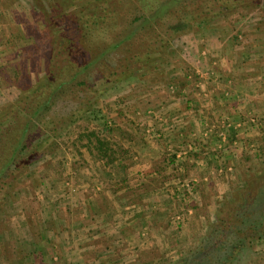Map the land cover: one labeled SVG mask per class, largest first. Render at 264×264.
I'll list each match as a JSON object with an SVG mask.
<instances>
[{"label":"rangeland","instance_id":"1","mask_svg":"<svg viewBox=\"0 0 264 264\" xmlns=\"http://www.w3.org/2000/svg\"><path fill=\"white\" fill-rule=\"evenodd\" d=\"M30 1L0 0V108L19 95L16 86L3 84L6 80L27 73L33 84L43 76L41 51H32L25 33L28 26L37 39L42 30ZM39 1L47 8L51 0ZM90 1L71 3L81 6ZM262 21L263 11L236 7L194 23L170 42L167 79L149 83L132 77L116 82L73 125L59 127L57 150L33 157L1 208L0 264H105L109 257L111 264H175L185 258L194 239L206 234L218 209L246 186L241 163L245 153L255 169L262 167L257 183L264 175V32L258 28ZM17 62L20 68H15ZM237 85L244 93L235 92ZM151 87L162 90L166 102L144 111L134 108L130 102ZM174 103L176 107H170ZM72 106H55V117L61 119ZM191 115L194 128L188 120ZM90 131L108 143L115 160L122 161L131 157L125 155L121 141L131 139L134 131L155 145L165 140V152L157 160V182L124 183L121 173L111 168L114 162L105 164L94 148L91 152L85 147L86 138L75 142L79 133ZM40 138L34 142L39 146L36 154L47 143L46 136ZM204 152L213 155L215 167L202 172L198 161L206 166ZM210 178L215 182L208 183ZM117 179L122 181L114 182ZM103 196L121 199L98 204L100 211L111 210L113 219L93 221L94 227L75 236L73 245L72 232L83 228V221H75L72 228L73 218L91 207L90 197ZM135 209L141 217L133 220L130 214ZM67 224L69 229L60 230ZM123 228L131 233L134 229V239L128 246L119 243L124 246L119 252L109 251L107 241H120ZM82 237L92 238L93 249H107L85 254ZM252 248L264 256V235L253 241Z\"/></svg>","mask_w":264,"mask_h":264},{"label":"trees","instance_id":"2","mask_svg":"<svg viewBox=\"0 0 264 264\" xmlns=\"http://www.w3.org/2000/svg\"><path fill=\"white\" fill-rule=\"evenodd\" d=\"M37 1L29 2L30 11L40 19L42 30L36 32L37 39L28 26L25 33L32 51H41L43 76L30 84L23 73L11 80L13 84L3 83L16 86L19 95L0 108V211L11 185L21 182L33 157L57 150L58 128L73 125L107 87L132 77L149 83L167 79L170 42L194 23L228 8L264 13V0H91L81 6L51 0L47 8ZM262 22L258 28L264 32ZM71 104L61 119L55 117V106ZM83 134L75 142L86 138L85 147L91 152L94 148L99 160L115 161L106 141L93 131ZM43 136L47 143L36 154L39 146L34 142ZM252 160L245 153L241 162L244 189L218 209L206 234L194 239L190 253L175 264H264V256L252 248L264 235V175L257 183L262 167L255 169Z\"/></svg>","mask_w":264,"mask_h":264},{"label":"crops","instance_id":"3","mask_svg":"<svg viewBox=\"0 0 264 264\" xmlns=\"http://www.w3.org/2000/svg\"><path fill=\"white\" fill-rule=\"evenodd\" d=\"M211 44H212V42L210 40L209 45H211ZM213 46H214V44H213ZM231 71H233V69ZM240 88H241V86L237 85L235 88V92L236 93H238V92L244 93L241 91ZM151 89H152L151 91L150 90L146 91L147 92L146 95L139 96L138 98H135L130 102V103H134L133 104L134 108L137 107V109H138L141 107L140 110L142 109V111H144L146 109H149L151 107H155L161 103H164L165 96H166L165 93L161 92L162 90L154 89V87H151ZM146 102H148L147 108H145ZM168 102H172V100H169ZM165 104H167V103H165ZM173 106H175V103L171 104L170 107L174 108ZM188 120L190 123H192V126L194 128V126L196 125L194 115H191V117ZM153 124H155V123L153 122ZM143 125L146 126V124H143ZM139 127H140V130L142 131L141 125H139ZM176 140H178V139H176ZM121 143L123 144L124 149L127 150V154H125V155H128V157H131V158L128 160L124 159L125 161L117 159L114 161L112 167H111V165H109V166H107V168L111 167L113 169V171L114 170L119 171V173H121V175H122V178H123L122 180H124V183H156L157 179H156L155 173L157 171H159V169H158V166L160 164L159 161L161 159L162 154L165 152V147H164L165 146V140L164 141L161 140L159 145H155V143L147 141V139L145 138V136L143 134L140 135L139 133H136L134 131L132 133L131 139H129V140L123 139L121 141ZM200 148H202L203 151H206L205 148H203V147H200ZM205 155H206V158H205ZM212 156L213 155H209L207 152L203 153L202 159L205 160L207 167L206 166H205L206 168L203 167V165L201 163L202 161H200V162L198 161V163L202 166V168H200V170L202 172H203V170L209 171V169H212L213 166L215 167V162L211 161ZM228 156H229L228 154L223 155V157H228ZM157 160H159V161H157ZM206 160H208V161H206ZM185 168L188 169V167H185ZM108 169H106L105 172L109 171ZM112 179H113V176H112ZM122 180L117 179L116 181L114 180V182L119 183ZM110 182H112V181H110ZM214 182H215V179L210 178L208 183H214ZM111 198H113L114 201H116V202L117 201L119 202L121 200V199H119V197H115V196H113V197L112 196L111 197L110 196H107V197L103 196V197H98L97 199H94L91 197L89 198L90 201L87 203L88 204L91 203L89 205L91 207H89V208L85 207L83 210L84 213L82 214V217L78 215L81 218H78V216L73 218V221H72L73 223H71L73 225L70 224L73 228L76 225L75 221H80L79 223H81V224L83 221L82 231L80 233L77 230L75 232H72V238H73L72 243H73V245L75 244V236L80 237L81 236L80 234L82 232H83V235H86L87 229H89L90 227H94V225H92L93 221L109 220L111 218L113 219L114 213L111 210L106 209L103 212V211H100V208L98 207V204L101 203L102 201L107 202L109 204H115V203H113V201H111ZM84 201H85V198H84ZM136 201H138V200H135V202ZM122 208H124V207H122ZM159 214H160V212L156 213L157 216H159ZM140 215H141L140 210L135 209V210H133L132 214H130V217L133 220H136V219L141 217ZM160 216H162V215H160ZM69 228H70V226H69V224H67L66 226H61L60 230L63 231L65 229H69ZM120 234L123 235V237H121L120 241H115L113 244H112L113 241H107L106 245L109 248V251L115 250V252H119V251L123 250L124 246L123 245L121 246V244H119V243H124L128 246L129 245L128 243H130L134 239L135 232H134V229H133V232L131 233L128 228H123V229H121ZM82 239H83V244L85 245L84 249L87 250L85 252V254L88 253L89 251H92L94 253H98L99 251L102 252L105 249H107L105 246L93 249L94 244L92 242L93 241L92 238L82 237ZM115 244H119V245H115ZM111 261H112V259L109 257L108 259H106L105 264H111Z\"/></svg>","mask_w":264,"mask_h":264}]
</instances>
